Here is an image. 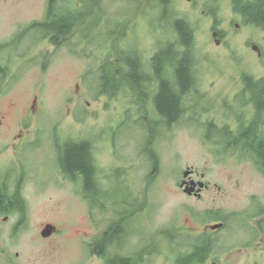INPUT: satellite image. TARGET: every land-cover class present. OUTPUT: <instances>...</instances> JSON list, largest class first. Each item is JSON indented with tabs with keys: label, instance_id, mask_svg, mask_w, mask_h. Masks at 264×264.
Here are the masks:
<instances>
[{
	"label": "rangeland",
	"instance_id": "obj_1",
	"mask_svg": "<svg viewBox=\"0 0 264 264\" xmlns=\"http://www.w3.org/2000/svg\"><path fill=\"white\" fill-rule=\"evenodd\" d=\"M83 1L92 2L68 0L67 5ZM102 3L103 10L94 5L92 17L75 29L69 45L57 48L36 31L45 20L47 0H0V185L5 182L9 193H19L27 209L22 222L16 211L0 215V264H104L90 253V245L123 213L131 220L139 212L129 227L131 239L158 237L182 204L178 179L187 166L225 196L220 204H211L209 195L205 202L187 204L241 213L253 212L258 202L264 209L263 197L250 198L264 192V177L236 149L208 148L201 128L208 109L217 123L223 109L234 116L233 97L245 76L264 80V32L244 25L232 0H171L165 19L161 0ZM175 18L195 30L196 82L184 98L183 119L167 129L159 124L152 100H139L128 83L113 96L101 94L100 70L108 65L113 76L119 75L125 56L132 54L150 73L154 55L177 41ZM145 125L155 132L148 133ZM59 141L91 143L107 204L103 200L93 210L81 194V182L61 172L59 159L68 155L56 148ZM48 224L56 232L43 238ZM243 241L236 236L224 247L236 250ZM147 245L155 264H173L167 241L158 237ZM130 249L138 247L131 243ZM258 257L233 254L220 264H256L257 259L264 264Z\"/></svg>",
	"mask_w": 264,
	"mask_h": 264
},
{
	"label": "trees",
	"instance_id": "obj_2",
	"mask_svg": "<svg viewBox=\"0 0 264 264\" xmlns=\"http://www.w3.org/2000/svg\"><path fill=\"white\" fill-rule=\"evenodd\" d=\"M91 1L90 6H87L86 1H83L82 5L78 3L74 6H68V0H47L45 20L38 25L36 31L42 34V39L49 40L57 48L68 46L70 36L75 29L84 24L94 14L92 11L94 5L98 10H103L102 0ZM129 2L132 5H140L141 0H129ZM170 2L171 0H161L164 19L170 18L167 15L170 12ZM232 7L234 12L241 16L244 25L256 26L264 32V0H232ZM171 24L176 32L177 41L165 44L154 55L152 62L155 72L152 78L158 84V92L154 100L155 109L161 118L160 122L169 127L180 121L185 115L186 111L183 107V101L196 82L194 69L197 63L195 54L196 36L191 23L182 18H175ZM72 52L78 53L77 50ZM124 59L123 70L117 76L112 75V70L108 65L102 66L100 70V93L113 96L124 83H131L139 96L146 97L151 77H148L147 73L142 70V63L137 56L131 54L125 56ZM244 79L247 82L254 80L251 76H245ZM252 90L258 105L262 106L264 103V97L262 96L264 84L257 83ZM56 148L59 151L65 150L68 155V157L61 156L59 159L61 172L70 180L81 182L83 187L81 194L94 210L100 205V202L106 199L105 193L107 190L103 189L98 178V170L92 157L91 143L88 141H66L62 144L59 141ZM257 156L261 163L259 164V169L264 172V148L257 151ZM68 160L71 161L69 166H67ZM152 169L153 167H151V171ZM77 175H81V179H76L75 176ZM19 196L17 192L9 193L6 183L3 182L0 185V215L16 211L22 215L21 222L24 221L27 209ZM107 202L105 201L106 204ZM105 203H102V205L105 206ZM123 227L122 223H117L108 229L101 238L96 239L90 245V253L101 258L104 264H136L130 259H122L118 256L112 260L109 259L112 240L123 237ZM165 234L168 235L169 233ZM142 249H144L142 254L146 257L155 256L147 254L146 246ZM199 255H201V252L196 257Z\"/></svg>",
	"mask_w": 264,
	"mask_h": 264
},
{
	"label": "flooded vegetation",
	"instance_id": "obj_3",
	"mask_svg": "<svg viewBox=\"0 0 264 264\" xmlns=\"http://www.w3.org/2000/svg\"><path fill=\"white\" fill-rule=\"evenodd\" d=\"M151 69L152 71L149 73L142 67V70L147 73L148 77H151L148 90L154 92V95L150 96V93H146V97L138 95V98L145 101L150 98L154 105L158 92V84L152 78L155 75L153 65ZM169 75L172 76L171 73ZM257 83L264 84V80L254 79L247 82L244 79L243 85L239 86L241 90L238 89V93L233 97L234 101L232 102L233 117L228 116L229 111L223 109V112L219 116V123H217L209 119V114L212 113V110L208 109L207 119L202 123L201 128L205 132L204 142L208 148H213V146L217 145L224 146V149L227 150L236 149L239 156L246 157L247 160L245 162L252 164L253 168L264 177L263 170L259 169V164L261 163L257 156V151L264 148V103L262 106H259L256 96L252 93V89ZM128 84L133 87L131 83ZM262 93L264 97V90H262ZM180 121L175 122L170 127L162 122H159V124L163 128L171 129ZM144 127L149 130L148 133L155 132L154 129H150L147 125ZM225 140L227 143L222 142ZM154 170L157 176L159 173L158 166H155ZM187 171L190 174L188 177H185ZM182 174V178L178 179V181L180 180L178 184L180 189L179 194L183 198L182 204L174 210L170 228L157 233L160 240L168 242L173 264H220L222 258L231 259L233 254L241 256L248 253L255 258L256 256H260L258 258L264 257V209L260 208L258 202H256L258 206L253 208V212L252 210H247L241 213H229L223 206H191L187 202H205L208 195L211 204L222 202L225 196L220 189L216 192L211 190L210 184L205 182V175L200 174L195 168L187 166ZM81 177V175L75 176L78 180ZM183 182L186 183L184 187H182ZM189 188L193 189L191 194L185 191ZM261 197L264 198L263 191L257 190L250 194V198L253 199ZM134 214L130 220V217L126 213H123L118 220V224L122 223L124 225L123 237L112 240L109 259L112 260L118 256L122 259H130L136 264H155L152 258L142 254L143 249L139 247L145 245L148 247L149 245L147 244L153 241L156 242L158 237L151 236L149 239L143 237L131 239L129 227L133 224L137 215L134 217ZM236 224L240 228H237ZM218 225L223 226L214 229ZM132 229L137 232L135 228ZM225 235L230 236L228 240L236 236H242L245 237V241L236 250L226 249L224 246L228 240ZM131 243H135L138 250L132 251L130 249ZM200 252L201 255L196 257ZM256 264H260L259 259L256 260Z\"/></svg>",
	"mask_w": 264,
	"mask_h": 264
},
{
	"label": "water",
	"instance_id": "obj_4",
	"mask_svg": "<svg viewBox=\"0 0 264 264\" xmlns=\"http://www.w3.org/2000/svg\"><path fill=\"white\" fill-rule=\"evenodd\" d=\"M218 35H219V32L218 31H214L213 32V34H212V36L216 39L217 37H218ZM216 44H220V42H219V40H216ZM252 48H253V50H255L258 54H259V56H261V54H262V52H261V49L257 46V45H253L252 46ZM189 174H190V172H186L185 173V177H188L189 176ZM203 184V183H202ZM186 185V183L185 182H183L182 183V187H184ZM192 188H189V189H187V190H185L186 191V193H188V194H191L192 193ZM223 225H218L217 227H214V229L215 228H218V227H222ZM56 232V228H55V226H53L52 224H48L46 227H45V229L42 231V233H41V236L43 237V238H49V237H51L54 233Z\"/></svg>",
	"mask_w": 264,
	"mask_h": 264
}]
</instances>
